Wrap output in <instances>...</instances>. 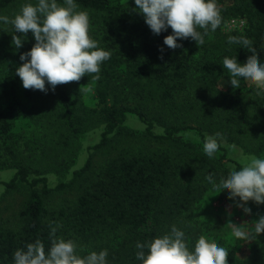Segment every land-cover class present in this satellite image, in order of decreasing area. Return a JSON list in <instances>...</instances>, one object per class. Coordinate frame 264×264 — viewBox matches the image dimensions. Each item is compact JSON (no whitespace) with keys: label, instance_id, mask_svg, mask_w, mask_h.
<instances>
[{"label":"trees","instance_id":"1","mask_svg":"<svg viewBox=\"0 0 264 264\" xmlns=\"http://www.w3.org/2000/svg\"><path fill=\"white\" fill-rule=\"evenodd\" d=\"M75 2L79 10L89 11L90 35L99 47L111 51V58L101 65L98 80L86 75L79 82L57 85L55 91L46 84L47 93L23 87L16 75L23 62L0 75V100L9 103L8 113L0 108V149L4 145L8 153L13 151L10 143L19 119L15 112L70 135H81L97 125L102 127L101 140L90 148L84 166L73 172L70 181L54 187L45 176H31L29 166L17 165L4 184L6 193L24 189L27 200L18 215V228L0 224V264H14V252L37 239L50 249L51 222L61 225L58 237L93 246L91 251L77 249L78 255L107 249L108 264H142L136 259L137 242L170 233L173 225L185 232V241L194 250L200 229L189 225L187 214L202 196V183L212 187L205 177L212 174L219 183L242 168L230 160L223 141L236 133L255 152L249 151L264 152V95L248 105L244 95L235 96L221 87L226 81L232 87L223 58L236 57L243 64L251 55L241 45L229 44V36L249 38L264 64V0H218L223 9L221 27L209 32L204 45L199 47L191 38L178 39L183 47L175 50L164 45L172 29L155 35L143 15L134 11V0ZM236 18L246 20L244 31L225 33V25ZM27 37L35 39L31 32ZM238 79L244 84V78ZM90 86L98 99L94 109L82 99L84 88ZM203 94L218 100L209 117ZM178 101L194 125L177 126L169 119ZM32 109H37L36 114ZM131 116L145 129L129 128ZM189 131H195L199 141L186 139L183 132ZM216 132L222 133L223 140L209 158L203 144L206 136ZM134 142H146L149 150L137 151L130 147ZM98 153L104 156L100 165L94 160ZM75 190L79 194L73 203L58 210L48 206L55 194ZM259 238L245 248L248 264H264V234Z\"/></svg>","mask_w":264,"mask_h":264},{"label":"clouds","instance_id":"2","mask_svg":"<svg viewBox=\"0 0 264 264\" xmlns=\"http://www.w3.org/2000/svg\"><path fill=\"white\" fill-rule=\"evenodd\" d=\"M134 11L141 13L155 35L172 34L164 38V45L175 50L183 45L177 41L191 38L198 46L205 44L209 32H215L223 21L222 6L218 0H134ZM75 0H37L26 3L21 11L10 19L0 16L4 24L14 26L12 44L19 49L31 32L36 43L30 51L20 55L22 65L16 75L25 89L47 93L46 84L55 91L57 85L79 82L84 76L99 79L101 65L111 58V51L99 47L90 35L91 21L88 10H79ZM22 34V35H19ZM229 44H238L251 53L243 64L236 57H224L222 66L230 73V84L240 88L238 78H244L255 86L256 94L264 93V64L259 53L246 36H229ZM163 53V48L160 49ZM30 58V59H29ZM163 54L160 59L163 60ZM95 74V75H93ZM223 135H208L203 151L212 158L220 148ZM205 179L217 190H228L229 200L236 207L251 215L246 207L249 201L264 204V158L253 157L240 170H232L219 183L210 174ZM237 198H239L237 200ZM230 214V213H229ZM254 231H246L243 224H230L232 235L238 240L256 239L264 234V215H259ZM60 224L50 223L51 247L37 239L14 252V264H108V251H93L86 256L77 254L78 243L74 239L58 237ZM136 259L142 264H228L229 251L214 240L201 235L191 250L185 241V232L172 226L170 233L146 243L137 242Z\"/></svg>","mask_w":264,"mask_h":264},{"label":"rangeland","instance_id":"3","mask_svg":"<svg viewBox=\"0 0 264 264\" xmlns=\"http://www.w3.org/2000/svg\"><path fill=\"white\" fill-rule=\"evenodd\" d=\"M26 3H37V0H7L0 4V16H8L14 18L21 11V7ZM246 20L236 18L230 20L224 27L225 33L243 32L246 28ZM0 75L16 68L23 61L20 55L30 51V48L36 43L35 39L31 40L27 37L21 48L16 49L12 44V35L14 26L11 24L0 25ZM22 35V34H19ZM31 40V41H30ZM223 90L233 95H244L248 105H253L259 95L256 94L255 86L245 80L244 84H240V88L229 87L227 81L222 86ZM229 87V88H228ZM260 95H264L261 93ZM201 97V96H200ZM203 103L208 109V117L214 114L217 98L209 94H203ZM83 102L89 109L97 107L98 99L94 86L85 87L83 93ZM179 99V98H178ZM180 101L177 102L174 113L170 114L169 119H174L177 126L194 125V121L190 116L179 109ZM9 103L0 100V108L6 113L9 112ZM14 106V105H13ZM11 107V106H10ZM37 112V109H35ZM32 109L33 114H36ZM19 116L14 131V140L10 143L13 151L8 153L4 145L0 151V224L10 228H18L19 212L22 210L27 200V191L24 189L6 193L5 183L9 182L17 170V165L22 163L29 166L31 176H45L49 180L50 187H54L59 183H67L72 178L73 172L82 168L90 154V148L97 145L101 140L102 127L93 125L94 128L86 130L81 135H70L61 128H49L42 126L35 120H27L17 112ZM188 116V117H185ZM211 125L209 122L206 124ZM127 126L134 130H144L143 125L137 117L131 116L127 122ZM161 132V129H157ZM188 140L199 141L195 131L183 132ZM208 134V133H207ZM1 143V142H0ZM250 145V143H248ZM247 142L236 134L223 141L222 145L228 150V157L233 162L245 166L253 157L264 158V152L257 155ZM130 147L137 151L147 152L148 144L146 142L132 143ZM156 148L161 149L159 146ZM247 148V149H246ZM96 164H102L104 156L100 153L95 157ZM233 162L230 165H233ZM202 196L191 207V211L187 214V222L193 228L200 229L199 236L204 235L210 240H214L219 245L225 247L229 251L228 264H248L245 258V248L247 244L253 240H238L231 232L230 224H243L246 231L253 232L254 224L258 220L259 215L264 213V204H256L249 201L246 207L252 209L251 215L244 213L243 209L236 207V201L229 200L230 193L228 190H217L206 183H202ZM79 192L65 191L55 194L49 201L48 206L53 210L73 203L78 197ZM239 198H237L238 200ZM262 210V211H261ZM230 213V214H229ZM81 251H91L93 246L81 240L76 241ZM263 244V242H261Z\"/></svg>","mask_w":264,"mask_h":264}]
</instances>
